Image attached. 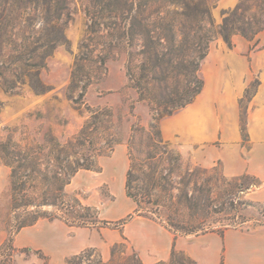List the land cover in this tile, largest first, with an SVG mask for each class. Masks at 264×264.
<instances>
[{
  "label": "rangeland",
  "instance_id": "rangeland-1",
  "mask_svg": "<svg viewBox=\"0 0 264 264\" xmlns=\"http://www.w3.org/2000/svg\"><path fill=\"white\" fill-rule=\"evenodd\" d=\"M152 1L137 0L136 5L141 7L137 19L142 21L137 30H154L152 23L158 26L154 23L155 13L163 10L165 2ZM205 1L210 18L196 22V30L201 27L204 30L198 35L209 42L208 55L198 72L202 91L192 103L158 122L154 104L141 100L127 70L128 53H137L141 42L127 46L119 39L121 33L114 25L121 24L123 16L132 19L138 15L133 2L132 13L120 0L105 3L103 0H59L58 6L52 0H13L6 7L8 16L22 19L21 24L10 29L9 42L0 57L2 76L16 83L14 91L8 92L0 77V166L10 169L0 194V230L15 231L55 211L46 199H51L49 190L53 188L55 173L59 172L60 176L62 171L58 155L50 152L52 142L64 147L77 137H81L83 145L74 149L76 159L85 166V159L93 156L96 168L100 159L116 155L122 146L125 154L117 153V156L129 163L131 199L137 198L143 208L153 209L150 217L175 234L194 232L190 235H196L236 226L244 229L255 226L250 220L259 216L258 211L245 208L243 201L264 204L247 195L264 183L242 192L234 186L240 187L243 180L234 181L235 177L224 175L221 162L211 168L196 163V150L210 145L222 147L224 139L231 143L237 131L246 149L250 146V129L264 137V30L254 41L237 32L232 36L231 47L220 34L226 13L238 8L235 26L248 28L263 22L261 1L264 0ZM108 2L122 5V15H118L116 5L106 9ZM57 12L66 13L62 23L67 43L53 50L40 71L41 81L51 90L36 94L14 77L19 73L13 70L21 64L14 65L13 56L17 54L14 49L22 42L31 47L45 44L52 36L51 20ZM163 50L152 51L153 59L147 67L158 64L157 54L161 57ZM137 58V55L133 57L135 63L143 65ZM136 72L138 77L143 74L141 68ZM74 79L78 87L71 93ZM168 82L169 85L156 82L153 96H166L184 84L181 77ZM247 89L250 95L246 97ZM94 114L99 117L97 120L92 119ZM37 148V159L24 162L25 153ZM7 152L11 153L17 169L22 163L27 164L22 174L29 177L19 181L16 193L10 191L13 179ZM43 178H47L46 183H42ZM97 193L112 199L106 186L78 185L68 195L78 197L86 205L85 199ZM58 204L65 212V207ZM75 210L82 212L78 207ZM243 218L249 221L241 223ZM120 243L123 245L117 250L115 264H129L127 256L132 253L131 246L124 240ZM125 250L127 254L123 253ZM78 255L82 258L73 259L72 264H104L112 259L111 256L109 261H103L98 248H87ZM27 257L47 263L34 253L22 255ZM17 264L24 263L17 258ZM157 264L196 262L186 253L177 252L173 261Z\"/></svg>",
  "mask_w": 264,
  "mask_h": 264
},
{
  "label": "trees",
  "instance_id": "trees-1",
  "mask_svg": "<svg viewBox=\"0 0 264 264\" xmlns=\"http://www.w3.org/2000/svg\"><path fill=\"white\" fill-rule=\"evenodd\" d=\"M56 3V6L59 4V0H52ZM109 1V0H108ZM124 2V5L129 6V11L132 13L136 10V16H132V19L127 17H121L120 20H123L121 24H114L115 28L120 31V38L123 42L129 47H132L137 41H140L139 44L140 50L137 53H128L129 62L127 66L128 74L131 80L134 81L135 87L138 89L139 96L141 100H150L154 104V109L157 115V122L163 118L164 116L172 115L176 110L185 107L186 105L192 103L194 99L201 93L203 88V82L198 76L199 68L201 62L207 57L209 42L206 40V37H201L198 34L203 32V27L196 30V22H202L206 19L210 18V12L207 8V2L205 0H160L165 2L163 6V10L161 12L155 13L156 19L154 23L150 24L154 27V30H137V27H140L142 21H138L137 16L141 15L139 13V4L136 5L137 0H120ZM143 1V0H142ZM147 2H153L152 0H145ZM13 0H0V57L1 52L6 48V44L9 42L10 29H12L15 24H21V19L19 17H11L5 13L6 7L12 4ZM107 2V0H103V3ZM134 3V7L137 6V9L133 10L132 3ZM262 6L264 7V1H261ZM113 5H116L118 15H122V8L118 2L112 3L108 2L106 5V9L112 8ZM123 5V6H124ZM149 5V3H148ZM147 6V4H146ZM58 8L57 10H59ZM66 10V8H64ZM238 9H236L232 13L228 14L223 19V24L221 25L220 34L223 36L224 41L227 43L229 47L232 46V36L237 32L242 34L249 41H254L257 35L264 30V21L255 27L249 26L245 28L244 26H235L234 20L237 18ZM63 16H66V13L62 12V14H57L51 20L52 23V36L48 41L40 45L38 47H31L27 43L19 44L15 49V56H13L14 65L17 63H21L20 66L16 67L13 71H17L19 74L15 75V79L22 85H28L36 94H45L51 90V88L44 85V83L40 79V71L45 66V60L47 57L51 55L54 49H56L61 44H66L67 40L64 36V24ZM96 16V15H95ZM130 16V17H131ZM263 16H264V8H263ZM264 20V19H263ZM144 21V20H143ZM258 40L255 42L257 44ZM158 48H162L163 53H161V57L157 54V63L153 64V66L147 67L150 65L153 57L151 56L152 51L155 53ZM162 52V51H161ZM137 55L138 62H143V65H139L135 63L133 57ZM161 61V62H160ZM1 62V61H0ZM2 64V62H1ZM141 68L143 70V74L141 77L137 76V69ZM1 70V66H0ZM148 72V74H146ZM3 74L0 72V77L4 80V87L8 92L14 91L16 83L12 79H6L2 76ZM149 75V76H148ZM159 75H162L163 80L159 79ZM178 77L183 78L184 84L179 86L175 90H171L169 94L166 96L156 97L153 96V92L156 89V82L165 83V85H169V79L176 80ZM78 87V84L75 82V79L72 80V85L70 87L71 93ZM250 95V90L247 89L246 97ZM70 98L73 99V96L70 94ZM74 100V99H73ZM75 101V100H74ZM99 117L97 114L92 116V119L97 120ZM157 128V127H155ZM242 131L245 132V128H242ZM85 134L84 132L82 135ZM82 146L81 137H77L75 142H70L67 146H62L58 142H52L50 152H55L57 156V161L60 163L59 168L62 171L55 173L53 188L49 190L51 193V199L47 201L49 205H52L55 208V211L49 213V216L42 217L40 219L33 220L31 224L22 225L18 227L15 231H7L8 237L4 244L0 247V264H14L15 262V254L17 252L25 254L26 256H30L31 253L38 255L39 258H42L49 264V258L44 255V253L40 250H30L29 248H23L18 250L14 246V240L16 235L25 227L32 226L37 223L41 219H46L49 221L61 220L65 224L70 227H81V228H89V229H102V228H110V229H123L134 217L143 216L150 218L151 214H154V210L151 208H143L136 199L137 208L134 213L128 215L126 218L121 219L116 222L112 221H104L99 218L98 209L92 206L84 205L81 203V200L76 196H69L66 192V186L69 185L73 179V177L82 169L100 172V166L96 168L93 166L92 157L89 156L85 159L84 164L80 163V160L76 159L77 153L74 151L78 146ZM71 149L72 153H68V150ZM42 148H39V153ZM113 150L111 149V152ZM131 151V150H130ZM37 150H30V152L25 153L23 156L24 162H29V159L32 160L37 159L36 154ZM38 153V154H39ZM113 153V152H112ZM64 154V155H63ZM8 162L7 165L12 169V179L13 184L11 188V193H16L18 190L19 181L23 182V178L29 177L28 174H22V171L26 168L27 164H21L19 168L15 167L12 163L13 157H11V153L7 152ZM73 162H71V160ZM74 164V166H72ZM58 167V166H57ZM36 171V170H35ZM20 174V175H19ZM243 180V184L241 186H234V188H238L240 191L245 192L252 187H258L261 185V181L250 175H242L239 177H235L234 181ZM47 178L42 179V183H46ZM126 192L128 197L131 198V193L129 192V180L127 175V184H126ZM45 192L43 193V195ZM60 203L65 207V212H63V208L59 206ZM28 206L27 204H24ZM243 205L245 208H253L258 211L259 216L256 218H252V221L255 226L253 228H242V227H233L235 229H240L242 231H256L257 228H264V204L263 203H253L248 201H243ZM78 207L82 212H78L75 208ZM153 220V219H152ZM249 220L243 218L241 223H246ZM161 224V223H160ZM164 226V225H163ZM165 227V226H164ZM167 228V227H166ZM168 229V228H167ZM227 230V229H225ZM223 231H211L224 235ZM171 231V230H170ZM172 232V231H171ZM174 233V232H172ZM194 232H187V235L193 234ZM208 233V232H205ZM174 235H177L174 233ZM126 240V239H125ZM123 243H117L112 248V259L108 263L104 264H115L116 253L119 247H121ZM124 254H127L126 250L123 251ZM177 254L176 249L174 248L172 251L171 261L175 258ZM129 264H142V260L136 251H132L128 256ZM82 258L80 255H76L71 259L67 260V264H72L73 259ZM197 264V263H196ZM223 264V261H222Z\"/></svg>",
  "mask_w": 264,
  "mask_h": 264
},
{
  "label": "crops",
  "instance_id": "crops-1",
  "mask_svg": "<svg viewBox=\"0 0 264 264\" xmlns=\"http://www.w3.org/2000/svg\"><path fill=\"white\" fill-rule=\"evenodd\" d=\"M224 139L222 147L214 145L196 150V163L206 168L221 162L223 173L227 177L253 175L264 183V137L250 129V146L246 149L242 143L240 131L229 143ZM120 146L116 155L100 159V172L80 170L66 186V192L74 191L78 185L90 187L106 186L112 199L94 194L84 203L98 209L99 218L116 222L134 213L137 204L126 192L129 163ZM10 169L0 166V194L4 189ZM250 199L264 202V184L252 189ZM8 234L0 230V247ZM126 239V240H125ZM121 240L127 241L132 251H136L142 264L166 263L171 260L172 251L186 253L197 264H264V228L256 231L227 229L221 236L216 232L196 235L175 236L162 224L143 216L134 217L122 230L102 228L89 229L70 227L61 220L41 219L32 226L20 230L14 240V246L20 250H40L49 258L50 264H66L68 257L78 255L87 248L100 249L103 261L111 259V247ZM22 253L15 254L24 264H43L35 257L22 258Z\"/></svg>",
  "mask_w": 264,
  "mask_h": 264
}]
</instances>
